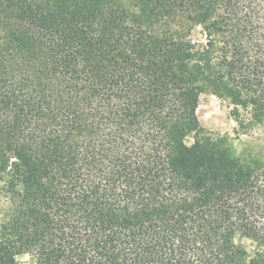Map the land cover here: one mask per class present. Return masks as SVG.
<instances>
[{
	"label": "trees",
	"instance_id": "1",
	"mask_svg": "<svg viewBox=\"0 0 264 264\" xmlns=\"http://www.w3.org/2000/svg\"><path fill=\"white\" fill-rule=\"evenodd\" d=\"M205 94L264 123V0H0V264H264Z\"/></svg>",
	"mask_w": 264,
	"mask_h": 264
},
{
	"label": "rangeland",
	"instance_id": "2",
	"mask_svg": "<svg viewBox=\"0 0 264 264\" xmlns=\"http://www.w3.org/2000/svg\"><path fill=\"white\" fill-rule=\"evenodd\" d=\"M197 115L202 126L209 132L222 135L231 154L241 160H249V156H264V123L255 124L249 131L248 116L242 113V120L246 121L247 129L243 130L233 115V106L229 100L205 94L200 98ZM189 144L192 138L187 140ZM241 243L253 253L255 245L247 240ZM19 264H34L30 254L17 258Z\"/></svg>",
	"mask_w": 264,
	"mask_h": 264
}]
</instances>
